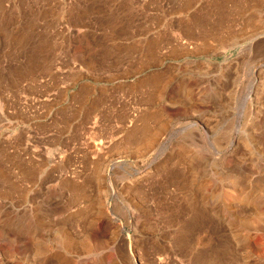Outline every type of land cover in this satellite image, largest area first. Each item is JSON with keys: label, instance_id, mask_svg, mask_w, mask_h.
<instances>
[{"label": "rangeland", "instance_id": "rangeland-1", "mask_svg": "<svg viewBox=\"0 0 264 264\" xmlns=\"http://www.w3.org/2000/svg\"><path fill=\"white\" fill-rule=\"evenodd\" d=\"M0 264H264V0H0Z\"/></svg>", "mask_w": 264, "mask_h": 264}, {"label": "bare ground", "instance_id": "bare-ground-1", "mask_svg": "<svg viewBox=\"0 0 264 264\" xmlns=\"http://www.w3.org/2000/svg\"><path fill=\"white\" fill-rule=\"evenodd\" d=\"M221 16V15H220ZM150 50V49H149ZM156 78V77H155ZM151 80V79H150ZM153 81H154V79H152ZM157 80V79H156ZM159 80V79H158ZM153 83V82H152ZM155 84V83H154ZM145 126H147V125H145ZM143 128H145V127H143ZM143 130V129H142ZM141 132V131H140ZM140 134V133H139ZM134 135V134H133ZM135 136V135H134ZM151 137V136H150ZM149 137V138H150ZM148 138V139H149ZM129 140V139H128ZM145 140H147V139H145ZM149 143V142H148ZM10 189V188H9ZM78 199V198H77ZM73 201V200H72ZM85 208V207H84ZM71 221V220H70ZM75 241V240H74ZM68 244V243H67ZM70 244V243H69ZM84 245V244H83ZM82 246V245H81ZM79 247V246H78ZM86 247V246H85ZM80 248V247H79Z\"/></svg>", "mask_w": 264, "mask_h": 264}]
</instances>
